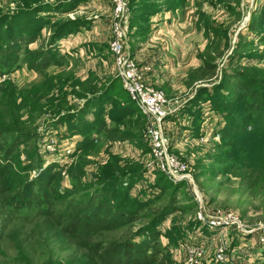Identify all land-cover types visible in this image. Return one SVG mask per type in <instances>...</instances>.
<instances>
[{
    "label": "rangeland",
    "instance_id": "374dc122",
    "mask_svg": "<svg viewBox=\"0 0 264 264\" xmlns=\"http://www.w3.org/2000/svg\"><path fill=\"white\" fill-rule=\"evenodd\" d=\"M32 1L0 0V17ZM107 2L112 37L106 46L53 43L48 32L60 20L42 23V33L28 35L32 42L23 36L19 16L14 28L9 20L0 22V171L12 169L0 176V264H99L77 246L83 239L105 249L157 239L151 244L162 254L155 264H219L215 257L225 243L226 264H264V254L260 263L254 251L255 231L264 229V175L260 164L237 161L236 137L228 140L221 131L229 116L223 104L240 103L241 80L252 77L264 91V0H237L236 9L229 7L234 0H218L213 9L205 0L202 57L194 56L198 42L189 39L180 42L185 47L177 57L166 52L161 59L172 111L164 133L190 176L174 183L164 174L171 184L156 166L146 117L140 130L117 125L125 94L90 105L98 93L122 86L110 51L114 4ZM57 48L66 52L52 53ZM75 49H87V55L77 56ZM57 196L55 205L44 203ZM89 196L133 211L132 224L96 237L70 236L64 226ZM227 213L254 230L247 237L252 241L235 227L213 230L199 219Z\"/></svg>",
    "mask_w": 264,
    "mask_h": 264
},
{
    "label": "crops",
    "instance_id": "0c3cea01",
    "mask_svg": "<svg viewBox=\"0 0 264 264\" xmlns=\"http://www.w3.org/2000/svg\"><path fill=\"white\" fill-rule=\"evenodd\" d=\"M208 1L212 9L218 2V0ZM34 2L35 0L27 2L24 7L16 9V15L20 10L26 11L21 12L19 18L25 28L23 36L29 42H32L28 35L33 36V28L38 31L36 34L42 33L44 31L42 23L45 25L55 24L59 20L63 22L54 26L55 29L51 30L52 33L48 32V36L50 38L57 37L56 42H60L62 47L68 48L77 43L79 45L85 43L103 46L110 40L112 5L109 6L107 0H39V2ZM236 4L237 0L229 2V7L235 8ZM30 5L32 7L27 8ZM130 5L123 25L124 48L138 64L146 84L171 95V87L162 81L161 59L166 58V52L174 53L173 57H177L176 50L181 51L185 47L181 46L180 42L189 39L197 40L202 44V48L198 43L194 48V56L202 57L207 37L205 23L204 21L199 22V19L204 13L202 10H205V0H131ZM60 26L64 28L56 35V30ZM39 37L37 35L33 39L39 40ZM186 37L188 39L184 40ZM62 49L57 48L56 51L66 52ZM75 50H77L75 54L77 56L84 53L87 55V49H84L85 51ZM101 61L104 63V60ZM188 73L189 70L184 79L186 88L189 85ZM112 92L113 90L109 87L101 94L98 93L90 105H93V102L99 104L112 101L114 98ZM175 105L179 106L180 104L176 102ZM254 251L258 256L256 259L261 263L262 257L257 254L256 249Z\"/></svg>",
    "mask_w": 264,
    "mask_h": 264
},
{
    "label": "trees",
    "instance_id": "16d2710c",
    "mask_svg": "<svg viewBox=\"0 0 264 264\" xmlns=\"http://www.w3.org/2000/svg\"><path fill=\"white\" fill-rule=\"evenodd\" d=\"M36 2H39V0H35L34 3ZM129 6L131 5L129 4ZM31 7L32 5L27 6V8ZM19 12L17 15L16 11L13 13L4 14L2 17H0V22L5 21L6 23L9 20V24H11V26L14 28V18H18V16L21 15V12L26 11L20 10ZM63 28L64 27L62 26L58 27L56 30V35L59 34ZM21 31L25 32L24 26ZM36 32L37 31L33 28V35H35ZM56 38L57 37L51 39L53 40V43L57 41ZM54 52H57L56 49H52V53ZM212 68L213 67H208L211 72L215 70V68ZM245 79L248 81L247 83L245 80H241L239 83V91L241 92V95H238V99L240 103L225 101L223 104L228 108L227 112L229 116L226 118L228 124L221 131H224L223 137L228 140L236 137L231 141L232 146L235 148V153L237 154V161L245 164H260L262 171L261 174L264 175V91H262L260 87L256 85L254 78L248 77ZM110 87L111 90H113L114 97L121 93L125 94L126 96L123 106H120V114L118 115V119L116 121L117 125H123L128 130H140V128L145 123V120L142 117L143 114L130 100L128 93L123 89L122 86L118 87L117 85H113ZM116 87L118 92H115ZM86 91L88 90H85V92ZM95 91V89H92V93ZM204 93L205 92H202L201 94ZM238 105L240 106L239 109H237ZM135 114L139 116L137 119L134 118ZM116 130L117 129H114V131ZM8 174H12V169L9 170L6 167H2L0 176ZM162 175L165 179L166 176L164 174ZM166 182V184H171L168 183V181ZM109 186L110 185L107 187ZM100 190H102V188H99V192ZM58 197L59 196L49 199L44 203H46V205H55L59 199ZM94 199L95 197L92 198L90 196L85 198L84 203L81 202L79 204L80 208L75 211L74 219L64 226V230L70 236L83 238L87 236L96 237L101 232L120 231L132 224L134 219L133 211L127 209H122L123 211H119V209L114 208L110 201L102 202V200H100L99 203H94ZM60 223L62 222L60 221ZM156 240L157 239H155L154 242H156ZM151 242H153V240H146L142 243H139V245H134L131 242H119L110 244L109 247L105 249L102 244H92L88 242V240L83 239L77 243V246L93 255L99 264H155L162 253L157 251L156 245L154 244L152 246Z\"/></svg>",
    "mask_w": 264,
    "mask_h": 264
},
{
    "label": "built area",
    "instance_id": "2783aa9c",
    "mask_svg": "<svg viewBox=\"0 0 264 264\" xmlns=\"http://www.w3.org/2000/svg\"><path fill=\"white\" fill-rule=\"evenodd\" d=\"M112 2L114 4L116 22L114 26L115 36L111 43L110 51L115 64L116 78L120 80L130 100L146 117V136L157 168L174 183L187 181L190 178L188 167L172 154L169 140L164 133L165 122L168 116L172 114L169 107L170 101L163 91L146 84L138 64L128 55L124 48L125 38L123 25L129 9L130 0H112ZM199 219L202 221V225L208 224L209 228L213 230L218 229L224 231L228 228L235 227L239 233L244 235V240L249 239L252 241V239L247 237L254 230H248L247 226L241 223V220L234 213H227L216 218L210 217L208 219L200 215ZM255 232L258 233L259 243V246L256 248L257 254L262 257L264 254V229L258 228ZM225 250V243H223L215 257L216 263H228L223 254ZM193 253L195 254L197 251L194 249Z\"/></svg>",
    "mask_w": 264,
    "mask_h": 264
}]
</instances>
